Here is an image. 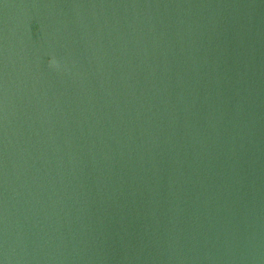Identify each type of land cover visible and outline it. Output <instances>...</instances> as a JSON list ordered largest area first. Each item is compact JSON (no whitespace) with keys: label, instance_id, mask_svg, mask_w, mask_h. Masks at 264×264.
Segmentation results:
<instances>
[{"label":"water","instance_id":"water-1","mask_svg":"<svg viewBox=\"0 0 264 264\" xmlns=\"http://www.w3.org/2000/svg\"><path fill=\"white\" fill-rule=\"evenodd\" d=\"M0 264H264V0H0Z\"/></svg>","mask_w":264,"mask_h":264}]
</instances>
